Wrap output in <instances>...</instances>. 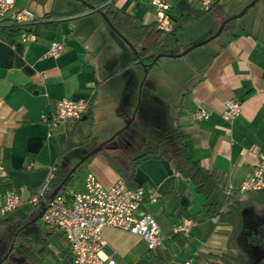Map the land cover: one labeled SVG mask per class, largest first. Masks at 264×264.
<instances>
[{
  "label": "crops",
  "instance_id": "crops-1",
  "mask_svg": "<svg viewBox=\"0 0 264 264\" xmlns=\"http://www.w3.org/2000/svg\"><path fill=\"white\" fill-rule=\"evenodd\" d=\"M71 1V5H52L48 0H15V8L26 7L37 17L28 27L36 40L17 39L9 44L0 39V163L6 171L0 186V207L5 190H15L24 202L18 211L20 216H31L34 207L27 203L28 199L47 180L50 170L55 168V171L59 166L70 169L84 154L78 150L90 139L88 127L78 128L69 122L49 130L44 121L45 116L54 112L58 100H88L90 128L96 121L110 123L101 128L109 133L101 135L94 147L129 120L139 91L140 101L128 136L135 142V136L147 126V117L163 135L177 129L190 155L201 166L218 171L224 178L225 187H221L226 192L225 201L230 196L237 198L240 184L252 174L259 155L264 154V30L261 26L256 22L237 24L223 41L217 44L209 41L207 50L190 52L183 61L164 57L172 59L166 61V68L157 66L154 69L159 70H153V65L145 74L144 68L133 60L135 54L128 44L97 15H100L98 10L103 11L111 21L120 22L119 32L141 52L142 43L136 38L142 31L140 26L155 21V8L150 0H112L102 6L92 0ZM166 1L176 21L191 10L202 11L199 0ZM248 1L238 0L235 8L228 2L231 11L227 12L223 0H212L215 5L210 12L203 11L189 19L178 31L180 35L189 31L187 39H178L177 32L172 41L173 35H169L155 52H181L212 35L224 18L239 11ZM260 9L264 13V5ZM120 12L127 16L126 22L119 16ZM98 29H106L107 33L101 36ZM53 41L64 45L58 58L47 55ZM157 94L167 98L168 110ZM230 98L241 102V112L228 121L222 112L225 100ZM198 109H204L207 117L195 118ZM67 141L75 146L65 152ZM130 146L125 147L127 155L123 156L122 149L109 150L111 157L120 156L118 160H110L105 152L89 157L83 166L84 176L93 173L106 187L122 178L129 187L144 189L142 210L150 213L160 228L162 237L157 250L166 254L167 262L181 264L192 259L194 264L198 254L225 249L230 227L213 220L214 216L199 213L204 200L189 179L175 171L173 161L148 158L138 163L132 173L121 171L120 161L126 162L134 156ZM28 164L30 169L26 168ZM84 179L79 187H71L70 194L84 190ZM151 194L157 196L154 201L149 199ZM27 207L31 211L27 212ZM186 217L194 218L197 225L188 234L174 233ZM6 218L11 220L0 223L4 229L20 221L19 216ZM5 236L3 249L8 240H4ZM102 236L103 251L113 255L117 264H136L148 254L145 241L128 232L106 227ZM186 248L189 250L185 251ZM65 249H68L67 241L61 249L53 248L58 262L49 264H61L60 250Z\"/></svg>",
  "mask_w": 264,
  "mask_h": 264
},
{
  "label": "built area",
  "instance_id": "built-area-1",
  "mask_svg": "<svg viewBox=\"0 0 264 264\" xmlns=\"http://www.w3.org/2000/svg\"><path fill=\"white\" fill-rule=\"evenodd\" d=\"M112 0H102L99 6ZM155 8L156 28L164 33L174 30L175 23L172 19L171 7L166 0H150ZM202 11H207L212 0H199ZM15 0H0V25L17 24L23 27L19 35L22 42L35 41L36 35L28 29L37 21V17L26 7L15 8ZM64 45L61 42L50 43L47 55L58 58ZM89 110V101L83 98H63L58 100L54 112L44 117L49 130L69 122L81 119ZM241 112V102L230 98L224 102L222 116L230 121ZM207 112L198 109L194 113L197 119L206 118ZM50 134V133H49ZM31 168V164L26 166ZM54 169L50 170L47 180L38 186L28 204L36 206L50 189V181L54 175ZM6 177V171L0 163V186ZM231 189V188H229ZM264 190V154L258 157L257 165L252 174L239 186L238 192H258ZM146 193L144 189L129 187L119 178L109 187L102 185L93 173H87L84 179V190L72 195L67 200L57 193L45 201L44 211L40 220L51 227H56L65 237L69 249L70 258L67 264H117L113 255L103 251L105 240L102 231L106 227L128 232L143 239L149 250H156L161 244V231L154 217L142 210ZM156 194H151L149 199L154 201ZM0 213L7 216L19 210L23 200L18 192L7 189L2 195ZM218 220L216 216L212 218ZM197 222L194 218L186 217L180 225L174 229V233L188 234ZM165 264H173L166 262ZM181 264H193L188 259Z\"/></svg>",
  "mask_w": 264,
  "mask_h": 264
},
{
  "label": "trees",
  "instance_id": "trees-1",
  "mask_svg": "<svg viewBox=\"0 0 264 264\" xmlns=\"http://www.w3.org/2000/svg\"><path fill=\"white\" fill-rule=\"evenodd\" d=\"M102 0H92V3L99 4ZM215 3H211L207 12H210ZM201 12H191L186 13L179 20L172 19L175 23L174 30L170 33H164L161 30L156 28L155 21L149 25H142L140 28L142 31L136 35L138 41L142 43V51L137 52L133 57V60L137 61L142 67L148 69L157 63L155 59L157 52H155L159 46H163L166 39L169 38V35H173L176 39L177 32L183 27V24L189 19L196 18L198 15L202 14ZM119 13H117L118 15ZM119 16H123V21H127V16L120 12ZM226 19V18H224ZM223 19V20H224ZM113 25L117 28L121 23L116 19L112 20ZM226 26V25H225ZM22 26L17 24H2L0 25V39L12 44L19 38ZM31 31V29H30ZM89 115H85V119H79L74 121L73 124L75 127H90ZM131 128L125 130L120 135H118L113 141L105 145L100 152H105L111 159L118 160L120 156H113L109 153L111 149H122L121 156L126 154L125 147L130 145L133 146L134 156L128 157V161H120L122 172L132 173L134 168L141 161L148 158H166L167 160L174 162V168L177 173L183 177L189 179L194 190L202 196L204 202L201 206L200 214H203L205 217L216 216L219 223L227 225L230 227V232L227 237L225 250H222L217 253H201L196 256V262L194 264H201V261H204L206 264H247V261L240 251H237L239 236L243 229L242 226V208L243 204L238 201L234 196H230L224 203L211 202L209 198L213 193L217 185L225 187L224 178L216 170H208L200 165L199 161L195 160L189 153L186 145L183 143L181 133L175 129L172 132L165 133L161 139H151L155 142V146L150 144L145 136L144 138H139L137 134L135 139L139 141V144L133 141L132 136H128L131 132ZM89 134V131L88 133ZM119 140H123L120 143ZM176 143L173 147L172 144ZM75 144L68 142L65 145L64 151L71 150ZM127 155V154H126ZM85 165V162L81 164L77 170L81 169ZM70 169L59 166L55 171L53 178L50 181V189L48 193L45 194L44 198L34 207V211L31 216L23 215L20 216V213L17 210L16 212L9 214L12 216H19L20 221L17 224L8 225L11 228V238L8 239V246L3 249L4 254L13 257V262L11 264H44L46 257L52 256L56 263L58 262L57 253L52 251L49 248V244L53 240H58L59 237L63 236L62 232L59 231L56 227L49 226V230L45 233V236L42 237V246L38 252L33 251V246L30 239L22 238L18 240L16 231L20 228L25 222L30 221L37 213L44 207L45 201L50 198L51 192L61 184L67 173ZM76 170V171H77ZM76 171L67 179V181L62 186V189L58 192L63 195L67 200L72 198L73 194H70V189L72 187V181ZM261 199H264V190L258 191ZM5 217V218H4ZM11 219L3 216L0 218V223H8ZM11 244L13 247L10 249ZM62 254L61 264H65L70 258V249L60 250ZM2 257H0L1 259ZM6 260V258H5ZM168 261V258L164 252L158 251L157 249L152 251L149 250L147 255L141 257L136 264H165Z\"/></svg>",
  "mask_w": 264,
  "mask_h": 264
},
{
  "label": "rangeland",
  "instance_id": "rangeland-1",
  "mask_svg": "<svg viewBox=\"0 0 264 264\" xmlns=\"http://www.w3.org/2000/svg\"><path fill=\"white\" fill-rule=\"evenodd\" d=\"M41 1V0H40ZM52 5H54L55 3L57 5H61L62 3H67L71 5V0H48ZM237 1L238 0H223V6L226 7L227 9V12L231 11L230 7L231 5L234 6L233 8H235V6L237 5ZM253 0H249L248 2H246L242 8L237 11L236 13L234 14H231L229 15L228 17H231V16H235L237 15L247 4H249L250 2H252ZM232 3L231 5L230 4H227V3ZM264 5V0H258L257 2H255L242 16L238 17V18H235V19H232L231 21H229L227 24L228 26L225 27L224 31L221 32V34L219 36H217V38L213 39L212 42H216L219 43L220 41H223L224 40V37L231 33L232 30L235 29L236 25L239 24V25H245V24H252V22H256V24L258 25V27L261 26L262 30H264V13H261L259 12V10H261V6ZM14 6H16V4H14ZM69 7V6H68ZM232 8V11L235 10ZM32 11H34L32 8H31ZM38 11V10H36ZM232 13V12H230ZM261 13V14H259ZM95 14H91L89 16H93ZM97 16H101L103 18L102 15H97ZM106 22V21H105ZM98 30H101V29H98ZM97 30V31H98ZM217 31V30H216ZM216 31L212 34L214 35L216 33ZM107 33L106 29H103L100 31V35H105ZM181 33V32H180ZM180 33L178 32V39L181 38V37H184V39L186 38L187 39V35L189 33L188 32H185V34L183 35H180ZM210 35V36H212ZM210 36H207L206 38L204 39H201L197 42H201V41H204L206 40L207 38H209ZM170 39H172V41L174 40V37L171 36ZM169 39V40H170ZM103 40V39H102ZM197 42H194L190 45H188L187 47H185L182 51H184L185 49H187L188 47H190L191 45L197 43ZM211 42V41H210ZM168 44V43H167ZM210 43H206L204 45H201L199 47H196L194 48L193 50H191L190 52H193V51H201V50H207V48H209L210 45H208ZM211 44H215V43H211ZM169 45V44H168ZM170 49L171 46L169 47ZM160 49V48H159ZM158 49V51H159ZM164 49H166V47H164ZM181 51V52H182ZM190 52H188L187 54L189 55ZM161 52H158L157 54H160ZM184 55V57H180L179 60H185L184 58L188 55ZM167 60H172V59H169V58H164V57H160V59L157 61V63L153 66V70H159V69H154L156 68L157 66H160V68L164 69L166 68V61ZM148 72V71H147ZM164 72V71H163ZM157 97L158 98H161L160 97V94H157ZM163 97V96H162ZM167 98H161V100L164 101V109L167 108V110L169 109L168 107V104L169 102L166 100ZM138 103H139V98H137V101H136V104L133 108V111L132 113L135 111L136 107H138ZM147 121V126L143 127V131H139L138 135H139V138H144L145 136L147 137H150V138H146V140L152 144L153 146H155V142L154 141H151V139H161L163 138V134L156 129L155 127V124L151 123L150 122V118L147 117L146 119ZM92 124V121H89L88 123V126H91ZM110 123H108L107 121H96L94 124H93V127L92 128H88V131H89V137L90 139L88 140L87 139V143L84 144L85 146L83 147H80V149L78 150V152L80 153H86L88 151H90L91 149H93L94 147H92L93 143L99 141V137L105 133H109L107 132L105 129H101V128H104L106 126H108ZM126 124V123H125ZM125 124H123L120 128H122ZM120 128H118L117 130H119ZM117 130H115L114 132H111V134H109V136L106 138L108 139L109 137H111ZM80 132V131H77V133ZM84 133V132H83ZM85 139V138H83ZM102 139V138H101ZM104 139V140H106ZM102 140V141H104ZM86 141V140H84ZM135 142L137 144H139V141L136 139ZM98 145V144H97ZM173 145L175 146L176 143H173L171 147H173ZM92 147V148H90ZM133 147V146H132ZM131 148V146L129 147ZM90 149V150H89ZM83 154V155H84ZM82 155V156H83ZM85 175V171H84V167H82L81 169L77 170L75 175H74V179L72 181V186H75V187H79L82 182H83V179L86 177L84 176ZM239 189V188H238ZM226 192L225 190H223V188L221 187V185H217L214 192L211 194L210 198H209V201L211 202H219V203H224L225 202V199H226ZM237 198H238V201L240 203L243 204V213L246 214V212H250L251 214H254L256 212V209L258 207H260L261 203H260V200L258 199V192H254V191H248V192H244V193H239L237 191ZM257 207V208H256ZM27 212L31 211V207H27L26 209ZM1 215V213H0ZM32 220V219H31ZM29 222V221H28ZM28 222H25L20 228H18V230L16 231V235H18L17 237H14L17 238L18 240L22 239V238H26V239H30L31 240V244L33 246V251L35 252H38V250L40 249V247L42 246V237L45 236V233L49 230V226L44 224L40 219H38L35 223L33 224H29L28 225ZM5 236V241H6V238L7 239H10L11 238V228L10 227H5V229L3 228V225L0 226V257H2L0 259V264H11L10 262H13V257L11 256H8V254H4V250H3V247H2V242H3V236ZM4 241V242H5ZM66 242V239L65 237L61 236L59 237L58 240H53L50 242L49 244V248L53 250V248H58V249H61V246H63ZM9 244V241L7 240V246ZM12 245V244H11ZM190 248V246L188 247ZM189 249H185V251H187ZM225 250V249H223ZM6 258V260H5ZM55 259L52 257V256H49V257H46L44 262H46L47 264L49 263H54ZM14 264V263H13ZM201 264H206L204 261H201Z\"/></svg>",
  "mask_w": 264,
  "mask_h": 264
},
{
  "label": "water",
  "instance_id": "water-1",
  "mask_svg": "<svg viewBox=\"0 0 264 264\" xmlns=\"http://www.w3.org/2000/svg\"><path fill=\"white\" fill-rule=\"evenodd\" d=\"M257 1L258 0H253L252 2H250L249 4H247L237 15L228 17L225 20H223V22L220 24L219 28L217 29L216 33L214 35L210 36L209 38H207L206 40L201 41V42H197V43L191 45L190 47H188L187 49H185L184 51L179 52V53H160V54H157L156 57H155V59H158L160 57L180 58V57H183L184 55H186L188 52H190L194 48L199 47L201 45H204V44L208 43L209 41L213 40L215 37H217L222 32V30H223L224 26L226 25V23H228L232 19H235V18H238V17L242 16ZM98 13L103 16V19L106 21V23L109 26V28L111 30H113L123 41H125L128 44L129 48L134 52V54H137V50L135 49V47L131 44V42H129L125 38V36H123V34H121L119 32V30L113 25L111 19H109L103 11H99L98 10ZM147 71H148V69L144 68V73L145 74L147 73ZM143 81H144V77L142 79L141 84L143 83ZM138 98H139V101H140V91H139V94H138ZM137 109H138V107H136L135 111L132 113V115L130 116L129 120L126 122V124L122 128H120L119 130H117L110 138L102 141L101 143H99L98 145H96L93 149H91L90 151L86 152L83 156H81L79 158L78 162H76L75 165L70 168L69 172L67 173V175L65 176V178L63 179V181L61 182V184H59V186H57L51 192L50 198H52L53 196H55L62 189V186L67 181V179L77 170V168L81 164H83L89 157H91L94 154L100 152V150L105 145H107L108 143H110L111 141H113L118 135H120L122 132H124L125 130H127V129H129L131 127V124H132V122H133V120L135 118V114H136ZM82 119H85V116H83ZM43 211H44V207L37 213V215L34 218H32V220H30L28 222V225L29 224H33L38 219H40V216L43 213ZM11 246H13V245H11Z\"/></svg>",
  "mask_w": 264,
  "mask_h": 264
},
{
  "label": "flooded vegetation",
  "instance_id": "flooded-vegetation-1",
  "mask_svg": "<svg viewBox=\"0 0 264 264\" xmlns=\"http://www.w3.org/2000/svg\"><path fill=\"white\" fill-rule=\"evenodd\" d=\"M260 200V207H256V212L243 213L242 208V226L243 229L239 236L238 249L247 261V264H264V199ZM13 246H10V249Z\"/></svg>",
  "mask_w": 264,
  "mask_h": 264
}]
</instances>
